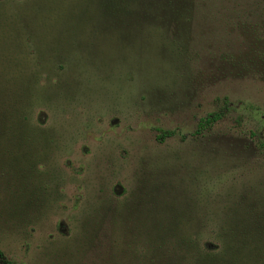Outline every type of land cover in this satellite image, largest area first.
Returning <instances> with one entry per match:
<instances>
[{"label":"rangeland","instance_id":"1","mask_svg":"<svg viewBox=\"0 0 264 264\" xmlns=\"http://www.w3.org/2000/svg\"><path fill=\"white\" fill-rule=\"evenodd\" d=\"M104 1L0 3V86L42 141L18 180L0 177V211L23 193L37 209L6 257L101 264L116 238L147 264H187L179 241L197 236L258 247L264 0H133L112 23Z\"/></svg>","mask_w":264,"mask_h":264},{"label":"trees","instance_id":"2","mask_svg":"<svg viewBox=\"0 0 264 264\" xmlns=\"http://www.w3.org/2000/svg\"><path fill=\"white\" fill-rule=\"evenodd\" d=\"M2 1L3 0H0V3ZM132 1L133 0H106V2L104 1L102 4V8L105 14L107 13L106 17H108L109 21L112 23V21L116 19V14L127 12L122 11V9H125V6L126 8L130 7L133 3ZM138 1L144 4L148 1L150 2L149 5H151V0ZM168 1L170 7L173 9L175 4H173L172 1H179L180 4L184 3V5H188L190 0ZM154 2H156V0H154ZM185 12L188 13V11ZM185 16L186 15H184V18ZM184 18L183 20L185 21ZM239 27L241 30L245 28L242 23H239ZM177 29L178 28L174 29V31H177ZM24 87L19 86L17 90L19 92L21 89L23 96H26L27 89ZM12 93L15 94V90L12 89ZM18 103L19 102L12 101L11 95L7 92L5 86H0V177L11 180H18V173L21 174L24 169L33 164L30 160V156H35V153H33V146L42 143L35 126H32L28 122L29 117H20L21 114H19L18 111L23 114L25 108H23V104H21V106L18 105ZM221 117V114L217 113L209 116L205 120H202L199 124V131L203 130V128L208 125L218 122ZM24 123L27 125H24ZM163 135L165 137H172L174 134L172 132H163ZM24 153L28 155H23ZM23 194L25 195L18 198L21 200L18 208H8L7 211H0V219L6 220L3 224L0 221V245L2 244V241L6 240L7 236L11 233L15 235V237H21V232L23 231L28 218H31V215H33V221L37 217V209H35V205L33 206L34 202L27 197L29 195H26V193ZM0 202H2V200ZM122 230L123 233L128 236L131 235V233H128L127 229ZM167 231L168 230L163 233L167 235ZM198 237L199 236L195 238L196 242L192 239L189 240V238L179 241L184 245L185 249L189 250L193 245V249L196 251V256L189 259L192 254L189 255L187 264H264V241L262 242L261 239L258 240V247L242 245L241 248L236 245L222 247L219 244L217 245L212 240H203L202 237L197 240ZM135 239L137 238L135 237ZM245 239H247V237ZM116 242L118 244H112V257H110L107 261L105 260L101 264H147V262L138 259V255H131L129 252L127 253L125 250H122L123 245L118 238H116ZM3 248H5V245H3ZM3 248L0 246V264H16L14 259L6 257V252ZM113 248L115 249V252H113ZM131 249L133 253L137 250L134 247H131ZM142 252H146L145 246H143ZM127 254L131 257L130 262L125 261L126 263H122V261L126 259L125 255ZM61 263L58 262L57 264Z\"/></svg>","mask_w":264,"mask_h":264}]
</instances>
